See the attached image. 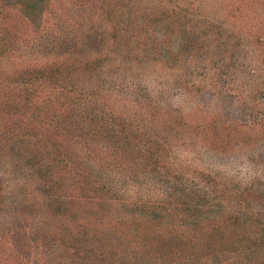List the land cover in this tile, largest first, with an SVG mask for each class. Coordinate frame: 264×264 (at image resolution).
<instances>
[{"label":"rangeland","instance_id":"374dc122","mask_svg":"<svg viewBox=\"0 0 264 264\" xmlns=\"http://www.w3.org/2000/svg\"><path fill=\"white\" fill-rule=\"evenodd\" d=\"M15 1L0 0V264H72L97 225L155 258L177 232L169 264L206 263L188 204L232 239L222 205L264 217V0Z\"/></svg>","mask_w":264,"mask_h":264},{"label":"trees","instance_id":"16d2710c","mask_svg":"<svg viewBox=\"0 0 264 264\" xmlns=\"http://www.w3.org/2000/svg\"><path fill=\"white\" fill-rule=\"evenodd\" d=\"M16 3L22 5L25 8L24 9L25 14L29 13L26 8L27 5L21 4V2H19L18 0L15 1L13 4ZM151 16L153 17V15ZM164 16H172V15L167 11L165 12L162 11L159 17H164ZM191 21H192L191 19L186 20V22L191 23L193 25V22ZM111 35H115V33L112 32ZM62 63H59L58 65V68L61 70L59 72H63L62 75L67 76V73L64 72H66L67 70L70 71L73 64L70 67H63ZM90 67L87 64H85V69L83 71L85 72L88 70L92 71L93 68ZM96 180L97 182H95V184L97 183L102 187H107L106 182H101L98 179ZM204 191L203 193H205ZM113 195L115 196L117 195L115 191L113 192ZM206 196L210 197L208 198V202L215 203L217 197L219 198V201L226 202L225 199L220 198V195H217L215 193H211ZM193 197L194 196L192 195V198ZM219 201L217 200V202ZM203 204H205V200L203 201ZM73 205L76 204H72L71 206ZM188 205L192 207V209H190L191 210L190 215L192 214V216H194L191 221L193 223L192 225L196 230L203 232L202 237L204 240L208 238V246L205 248L207 249V251L203 250L202 252L211 253V254L213 253L212 256L207 257V258H211V259H206L207 264H225V260L230 259V257L232 259L233 256L243 257V259H237V261H233L231 264H250V263L258 264L255 260V258L257 259L258 257L263 258L260 264H264V217L263 216L259 215V217L257 216L252 217L250 214L245 215V213L240 210H237L232 213V210L229 209L230 207L227 208L226 206L222 205L219 209H222L221 211H225V213H227L225 221L228 222L229 224L232 223V225L235 224L236 226L234 227V229L240 230V234L237 235V237H235L234 239H232L231 236L229 235L224 236L225 234L223 232L224 229L222 227V224H220L221 221L218 218H212V219L210 217L200 218L196 212V210L198 209H196L193 204H188ZM114 206H115L114 204L110 205V203L108 205H104L105 215L110 216L112 221L114 222L117 223L126 222V219L122 218V213L125 210V208L123 209L121 206H115V207ZM156 207L158 208V210H160V212L163 209L167 212L169 210L171 211L172 209L176 210L177 208L175 202H169V201L161 203L160 207L156 205ZM70 208L68 207L67 211L70 210ZM98 208H100V206H98ZM143 208H144L143 209L144 216L148 218L149 217V213L147 210L148 208L146 207ZM133 209L134 211L137 210L135 207H133ZM16 212L17 211H14L15 217H13V219L17 218L18 220L15 223L11 222L9 225L6 224V228H7V232H9L12 235L14 244L19 246L22 245L25 241L23 238L24 237L23 232L26 231V228L24 225H22V223H20V220L22 219V217L24 218L25 215L22 216L20 210H18V214ZM161 214L165 216L166 213L164 214L161 212ZM179 217L184 218L183 213H179ZM118 219H120V221H118ZM18 225H22L24 230H19ZM256 227L258 228L257 230L255 229ZM100 229H102L100 225H97L96 227H91L87 231L88 234L87 236L83 235V237H79L82 236L81 234L73 237L71 243H69L70 246L72 248H75L72 246V244L73 245L79 244L80 247H76V248H83L85 252L83 251L84 252L82 254L83 256L78 257L76 262H73L71 260L72 264H88V262H90V264H169L171 261L169 259L170 257L168 258V256L172 251V248L174 247V245L177 244L179 245V243L175 240V238H178L176 237L177 232L176 233L172 232V235H170V238H172L170 243L163 242L157 245V246L160 245L166 246L165 249H163L162 251L166 254L163 253L164 255L155 258V254L152 253L150 249L149 250L142 249L144 248V245L146 243L142 245L137 243L132 244L130 241L125 239L122 236V234H119L116 231V229H113L111 227H108V229H102V230ZM225 239L228 241H226ZM41 245L44 246V243L42 242ZM137 245H140V247H138ZM22 246H24V244ZM226 252H228L230 255L226 256L225 255ZM52 257H56L58 260H60L58 254L52 255ZM252 258H254V261L252 260ZM47 261L49 262L50 260L47 259ZM239 261H241V263ZM45 263L49 264L47 262ZM206 263L203 261H199V263L197 264H206Z\"/></svg>","mask_w":264,"mask_h":264}]
</instances>
